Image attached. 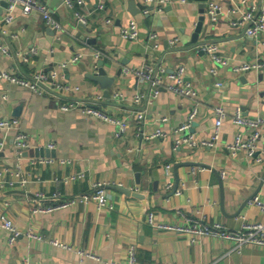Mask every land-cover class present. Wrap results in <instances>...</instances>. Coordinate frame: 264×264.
Here are the masks:
<instances>
[{"label":"crops","instance_id":"crops-1","mask_svg":"<svg viewBox=\"0 0 264 264\" xmlns=\"http://www.w3.org/2000/svg\"><path fill=\"white\" fill-rule=\"evenodd\" d=\"M40 1L49 6L61 29L47 26L36 11L25 15L15 7L13 22L0 27V44L12 54L6 56L0 51V71L18 75L48 71L80 53L78 61L64 70L65 79L80 86L74 98L90 101L101 94L100 107L112 115L128 117L130 126L123 136L116 137L115 126L86 118L78 110L62 111L63 100L50 91L39 95L0 81V118L17 117L33 143L43 146L53 142L55 157L70 160L68 164L32 165L29 158L36 156V149L18 159L12 138L5 137L0 164L10 168L20 164L28 182L22 187L0 189V224L4 216L23 233L31 228L44 239L22 234L11 244L9 231L0 226V264H122L128 260L131 246L135 264H264V248L244 246L236 250L231 242L221 239L192 240L187 234L160 230L146 221L149 212L154 213L155 222L170 223H182L183 215H195L207 223L218 222L237 230L245 221L264 220V211L248 202L253 197L264 202V159L256 162L243 152L232 157L226 149L237 132L248 133L231 121L236 108L250 119H264V66L239 73L232 69L243 63L264 62L259 38H251L244 27L231 24L232 18L245 9L240 0H206L218 2L222 9L215 21L205 13L197 43L191 42V35L200 16L198 0L161 11L149 7V13L143 12L144 0H133L139 9L134 15L128 11L130 0H84L77 9L86 15V24L77 23L62 0ZM251 2L264 6V0ZM6 5L0 6V19L7 12ZM232 6L239 7L237 14L229 12ZM106 18L111 24H105ZM131 19L137 22L140 36L134 41L123 40L119 30ZM149 32L158 35L157 49L147 40ZM174 38L179 40L176 46L170 43ZM209 43L219 45L227 65L209 59L202 50ZM18 51L27 59L15 56ZM100 59L108 76L115 77L109 98L86 76L98 70ZM178 65L186 67L185 78L198 91L199 108L190 132L199 140L208 139L215 121L214 107L221 106L228 115L212 147L183 145L173 149V130L192 105L188 98L162 86L155 99H143L138 105L133 102L136 92H146L148 85L138 84L125 68L163 67L171 72ZM211 67L216 74L210 72ZM162 78L166 82L165 75ZM216 82L222 85L217 87ZM18 106L19 114L14 115ZM137 110L145 116L139 124L134 118ZM163 116L167 122L160 121ZM156 127H162L166 137L149 138ZM258 130L257 144L264 147V126ZM77 171H83L85 177L64 180ZM94 182L106 184L111 209H98L89 200L50 213L32 212L35 192L59 191L69 198L90 193Z\"/></svg>","mask_w":264,"mask_h":264},{"label":"built area","instance_id":"built-area-1","mask_svg":"<svg viewBox=\"0 0 264 264\" xmlns=\"http://www.w3.org/2000/svg\"><path fill=\"white\" fill-rule=\"evenodd\" d=\"M5 2L6 13L0 19V27L8 26L14 20V8H20L23 14H29L31 11H36L41 15L44 23L53 28L60 30L61 25L52 15V11L49 6L40 0H0V6ZM188 0H144L145 8L144 13H149V7L156 11H161L167 6L181 5L187 3ZM65 8L70 10L75 21L80 24H86V15L81 13L77 6L83 5L84 0H62ZM239 4L244 6L245 9L241 12L240 16L233 17L231 24L233 26H242L245 29V34L251 38L260 40L264 47V6L256 5L251 0H240ZM99 8L102 9L103 5L100 4ZM222 6L215 1H208L205 3V13L211 18L212 21L217 19V15L220 13ZM231 14H237L239 7L232 6L229 8ZM105 24H111V19L106 18ZM140 36V30L137 22L131 19L126 26H123L119 30V37L123 40H137ZM1 37V33H0ZM147 40L152 44V47L157 49L160 45L158 35L155 32H149L147 34ZM179 40L174 38L170 40L171 45L176 46ZM202 50L208 55L212 62H216L220 65H227V60L220 54L219 45L216 43H209L202 46ZM0 51L6 55L11 56V52L6 45L0 44ZM15 56L21 57L23 60L27 58L21 52H15ZM98 56V53L95 54ZM81 57L80 53L75 54L67 61H62L55 64L48 71L36 70L28 75H18L10 70L0 71V81L5 80L11 84L28 89L34 93L42 95L45 92H52L55 96L60 98V109L62 111L78 110L79 113L89 119L99 120L106 124L115 126L114 135L116 137L123 136L129 126L130 121L128 117H119L108 113L105 109L99 105L103 96L96 94L90 101H81L74 98V94L80 90L79 85L70 83L65 79V71L69 63L77 62ZM264 66V62L257 63H243L233 66L234 72H245L250 68H258ZM127 73L135 75L138 84H147V91H137L133 97V102L138 105L143 99L151 101L156 98L162 86H165L168 90H171L178 96H182L191 100V108L187 113L186 118L182 123L177 126L173 132L176 134L173 149L176 150L180 146H187L189 148L201 146L212 147L219 140V128L228 115L221 106L214 107V125L213 131L208 139H197L195 134L191 133V127L196 119L199 102L198 91L193 86L191 81H188L186 76V67L184 65H178L173 71L167 72L165 68L159 67L154 70L150 66H143L141 68H125ZM212 74H216L217 70L214 67L210 68ZM165 75L166 82L163 80ZM221 82H216L215 86L220 87ZM121 97V94H115ZM4 99H7L6 95H3ZM144 112L137 110L134 113V118L139 124L144 121ZM160 121L167 122L166 117H161ZM231 121L237 126L248 132L246 135L242 131L237 132L233 140L226 145V149L232 157H235L239 152H243L246 157L252 158L256 162H261L264 159V147H260L257 144L259 138L258 127L264 126V119H250L241 114L239 108H236L232 114ZM137 131H140V126H137ZM0 132L3 134L0 137V149L5 145L6 138L10 136L12 138V145L14 147L16 156L21 158L24 152L31 149H47L54 150L55 144L48 142L43 146H39L30 140L29 135L21 129L19 119L17 117H1L0 118ZM167 133L162 127H156L154 131L149 135V138L166 137ZM30 163L33 164H53L58 162L60 164H68L70 160L65 158H56L52 155H37L29 158ZM167 170L170 169V165L166 166ZM85 173L83 171H77L69 174L65 177V181H76L83 179ZM28 182V178L24 175L23 168L20 164H16L14 167H6L0 164V189L22 187ZM170 187V185L168 186ZM178 192V191H177ZM31 199L35 200V205L32 208V212L50 213L57 209L76 205L80 202H88L89 200L95 202L98 209H111L112 205L107 200L106 184L103 182H94L91 185V192L88 194H82L69 198L63 197L59 191H54L50 194L43 192H35ZM250 204L257 205L262 211H264V202L258 197H253L248 200ZM146 221L155 226V228L165 231H171L178 234H187L192 238H204L210 237L215 239H221L232 243V248L239 250L244 246H255L264 248V220L263 221H245L241 227L237 230H230L227 227L221 225L218 222L207 223L198 216H182V223H170V222H155V216L153 212H149L146 215ZM0 226L9 231V242L12 244L22 234H25L29 239L43 240V235L35 232L31 228H28L24 233L20 231L12 220L4 216L1 217ZM54 245L61 246L63 248L70 249L67 245L61 244L58 240L50 241ZM82 253V251H79ZM91 256V254H86ZM135 249L131 246L128 251V260L122 264H135ZM24 264V263H19ZM112 264V263H111Z\"/></svg>","mask_w":264,"mask_h":264},{"label":"water","instance_id":"water-1","mask_svg":"<svg viewBox=\"0 0 264 264\" xmlns=\"http://www.w3.org/2000/svg\"><path fill=\"white\" fill-rule=\"evenodd\" d=\"M198 1H200V3H199L200 16H199L198 22L196 24L195 30H194V32L191 35V42L192 43H197L198 42L199 33L201 31V27H202L203 22H204V19H205V1L206 0H198ZM3 4H6V3L3 2ZM128 11L131 14H133V15L136 14L139 11V9L135 8V5L133 3V0H130V5H129V8H128ZM120 73H121V69L118 70L117 74H120ZM86 76L88 78H90L91 80L96 81L99 84V86L103 90V95L106 98H109L110 97V91H109V89L114 84L115 77L108 76L106 70L103 68V60L102 59H100L98 61V70L95 73L86 74ZM20 108H21V106H18L16 108V111H15V114L14 115H18L19 114ZM34 154L36 156L37 155H44V154L45 155L55 156V151L54 150H51L50 151V150H47V149L40 148V149H36ZM136 177H138V174H137ZM119 190L124 191L126 193L129 192V190H126L125 188H122V187H120Z\"/></svg>","mask_w":264,"mask_h":264}]
</instances>
